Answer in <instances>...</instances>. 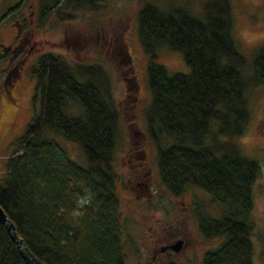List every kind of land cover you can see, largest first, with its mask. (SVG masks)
<instances>
[{
  "label": "trees",
  "instance_id": "16d2710c",
  "mask_svg": "<svg viewBox=\"0 0 264 264\" xmlns=\"http://www.w3.org/2000/svg\"><path fill=\"white\" fill-rule=\"evenodd\" d=\"M40 1L42 15L56 11L61 21L111 9L107 0ZM135 2L138 37L150 57L147 129L160 180L174 196L201 187L223 207L220 217L205 209L197 215L202 236L217 240L203 264H258L252 210L261 162L238 137L250 130L253 98L264 85V40L246 50L234 0ZM249 17L264 27L257 12ZM162 49L182 53L190 70L159 62ZM33 72L40 106L8 147H0V205L46 264H127L114 166L121 113L111 70L104 75L99 61L46 52ZM55 135L79 142L87 165ZM0 264H27L1 221Z\"/></svg>",
  "mask_w": 264,
  "mask_h": 264
},
{
  "label": "rangeland",
  "instance_id": "374dc122",
  "mask_svg": "<svg viewBox=\"0 0 264 264\" xmlns=\"http://www.w3.org/2000/svg\"><path fill=\"white\" fill-rule=\"evenodd\" d=\"M15 1L11 0L12 3ZM36 2L26 0V4ZM107 3L111 5L110 11L90 12L82 20H75L76 16L71 14L74 20L61 21L56 11L46 15L40 27L34 26L39 29H35L34 49L29 61L31 63L40 50L66 49L72 51L78 62L89 65L101 62L104 75L111 70L110 82L121 113L114 166L119 177L117 190L126 225L123 237L127 240V264H169L172 260L179 264H203L205 252L215 246L217 240L202 236L197 215L205 209L220 217L223 207L201 187H189L184 194L174 196L162 184L156 160L157 146L147 129V109L152 100L147 72L150 57L138 37L137 5L135 0H107ZM234 11L237 33L246 50L250 51L264 40V27H257L256 21L249 17L257 12L264 19V0H234ZM8 22L2 29L5 44L10 41L13 28L9 19ZM157 60L173 70H190L180 52L159 50ZM104 77L109 79L110 76ZM257 89L251 105L250 130L238 140L244 144L247 154L256 156L261 162L252 216L258 234L256 261L258 254V264H264V252L260 255V241L264 240V85ZM31 93L30 88L23 94L20 88L15 89L13 95L17 98L7 97L10 105L0 96L1 149L8 147L39 110L40 103L30 99ZM54 137L74 160L87 165L84 148L79 142L60 135ZM199 204L203 206L200 208ZM182 238L179 251L158 252L165 243H175Z\"/></svg>",
  "mask_w": 264,
  "mask_h": 264
},
{
  "label": "flooded vegetation",
  "instance_id": "af4514ba",
  "mask_svg": "<svg viewBox=\"0 0 264 264\" xmlns=\"http://www.w3.org/2000/svg\"><path fill=\"white\" fill-rule=\"evenodd\" d=\"M2 4L5 5L1 7ZM45 18V13L42 15L40 0H37V2L32 5L26 4V0H16L13 3L11 0H0V83L2 81L0 96H2V100H4L7 105H10L7 97H11L13 99L17 98L13 94L15 89L18 88H20V92L22 94L30 88L32 91L30 99L37 101L40 94L41 84L38 85L37 75L33 72V66L43 54L46 52H61L67 55L68 58H74L71 50L68 52L66 49L62 51L40 50L39 53L34 55L31 61L32 66L30 65L31 63L29 60L34 49V41L32 39L35 35V29H39L34 26L37 25L40 27ZM8 19L13 28L11 35L9 36L10 41L8 44H5L2 38V29L6 28L9 24ZM25 40L26 42L23 43ZM9 112L10 109H8V113ZM23 130H21V132ZM16 132L17 131L14 133ZM173 244L174 243L170 241L165 243L158 248V252H173ZM163 247L165 248L163 249ZM154 256H157V253Z\"/></svg>",
  "mask_w": 264,
  "mask_h": 264
},
{
  "label": "water",
  "instance_id": "95a60500",
  "mask_svg": "<svg viewBox=\"0 0 264 264\" xmlns=\"http://www.w3.org/2000/svg\"><path fill=\"white\" fill-rule=\"evenodd\" d=\"M0 221L5 225L12 239L17 244L21 255L27 264H46L39 256H37L26 244L24 239L19 235L14 221L8 216L4 208L0 205ZM182 239H178L173 248L179 251L182 248ZM165 247H163L164 249Z\"/></svg>",
  "mask_w": 264,
  "mask_h": 264
}]
</instances>
